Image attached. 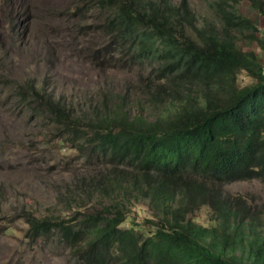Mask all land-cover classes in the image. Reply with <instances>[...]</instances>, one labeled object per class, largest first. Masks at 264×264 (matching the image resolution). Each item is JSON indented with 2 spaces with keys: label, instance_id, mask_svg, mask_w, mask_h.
<instances>
[{
  "label": "trees",
  "instance_id": "trees-1",
  "mask_svg": "<svg viewBox=\"0 0 264 264\" xmlns=\"http://www.w3.org/2000/svg\"><path fill=\"white\" fill-rule=\"evenodd\" d=\"M15 1L0 0V62L23 46ZM238 2L205 0L198 22L188 0L77 1L64 13L89 33L102 78L80 97L0 66V91L50 125L46 143L83 159L57 212L21 204L26 247H59L65 264H264L260 208L224 190L264 185V64L243 48L264 53V39ZM246 2L264 18V0ZM114 70L125 83L103 78Z\"/></svg>",
  "mask_w": 264,
  "mask_h": 264
},
{
  "label": "rangeland",
  "instance_id": "rangeland-1",
  "mask_svg": "<svg viewBox=\"0 0 264 264\" xmlns=\"http://www.w3.org/2000/svg\"><path fill=\"white\" fill-rule=\"evenodd\" d=\"M77 1L80 0L15 1L8 12L15 16L20 31L17 38L23 46L15 48L0 66L7 68L12 77L22 79L32 75L40 82L45 81L59 94L80 97L86 90H95L102 78H98L99 67L94 66L100 60L94 59L87 50L91 37L87 30L73 27L75 20L64 13L72 10ZM188 2L200 22L201 15L205 14V0ZM238 10L254 22L257 35L264 39V18L246 0H239ZM4 14L5 9H0V19ZM80 24L90 29L95 21L85 18ZM5 48L7 44L1 50ZM243 48L253 50L264 64V53L254 43ZM1 56L2 52L0 59ZM103 78L123 84L127 75L114 70L106 71ZM250 81L242 73L238 75L240 85ZM8 94L0 91V264H65L59 247L44 250L40 246L26 247V226L15 215L23 202L39 211L61 209L62 196L57 194L66 192L74 177L80 176L75 169L83 159L69 145L46 143L50 125L44 126L42 119H32L28 112L20 111L12 98L5 97ZM224 190L243 197L250 207L260 208L259 218L264 221L263 184L256 180L236 181L227 184ZM135 211L138 214L134 219L141 221L145 207L136 205ZM194 218L207 223L206 207L196 210ZM6 220L9 226L3 225Z\"/></svg>",
  "mask_w": 264,
  "mask_h": 264
}]
</instances>
